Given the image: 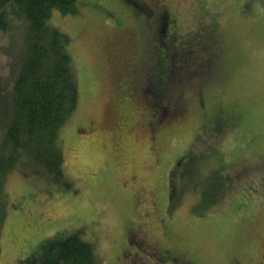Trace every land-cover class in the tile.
<instances>
[{
    "label": "rangeland",
    "instance_id": "374dc122",
    "mask_svg": "<svg viewBox=\"0 0 264 264\" xmlns=\"http://www.w3.org/2000/svg\"><path fill=\"white\" fill-rule=\"evenodd\" d=\"M76 3L43 29L67 38L75 81L55 134L67 185L4 136L28 34L0 30V264H40L69 234L94 264H264V0ZM161 20L180 57L152 47Z\"/></svg>",
    "mask_w": 264,
    "mask_h": 264
},
{
    "label": "trees",
    "instance_id": "16d2710c",
    "mask_svg": "<svg viewBox=\"0 0 264 264\" xmlns=\"http://www.w3.org/2000/svg\"><path fill=\"white\" fill-rule=\"evenodd\" d=\"M76 1L0 0V30L7 33L11 30L14 21L24 20L28 34L22 55L24 61L19 81L15 87L13 86L10 97V124L4 136L12 147L28 149L27 156L38 172L49 174L54 180H60V183L66 185L55 134L73 107L75 81L67 67L68 52L65 46L67 38L63 34H56L53 38L51 36V39L49 36V43L46 45L43 43L45 42L43 29L53 9L66 13L75 12ZM131 4L132 8L137 7L134 2ZM243 6L244 2L241 7ZM165 25L166 21L161 20L158 27L153 29L150 41L152 47H157V50L162 48L161 59L172 60L174 56L180 57L178 53L181 49L186 50L184 49L186 41L169 29H165ZM203 48L208 51V44H204ZM186 52L187 57L195 64V58L191 56L190 51ZM210 55L206 57L205 62L199 61L198 67H186L181 72L184 81L196 77L195 73L198 70L197 76L205 69L208 72ZM160 72L159 67L154 73L156 76L152 77L156 78L161 74ZM142 74H146V71ZM160 101L162 100L159 99L158 102ZM11 159L12 156L1 159L0 175L10 167ZM3 200L4 194L0 191V225L6 212ZM63 240L62 243L57 241L56 245L44 254L40 264H94V253L89 242L80 241L70 234Z\"/></svg>",
    "mask_w": 264,
    "mask_h": 264
}]
</instances>
